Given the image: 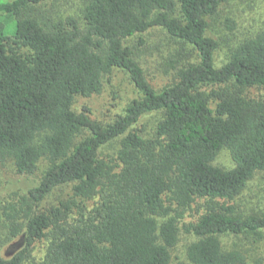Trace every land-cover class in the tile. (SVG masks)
I'll list each match as a JSON object with an SVG mask.
<instances>
[{
  "label": "trees",
  "instance_id": "1",
  "mask_svg": "<svg viewBox=\"0 0 264 264\" xmlns=\"http://www.w3.org/2000/svg\"><path fill=\"white\" fill-rule=\"evenodd\" d=\"M46 1L0 2V163L39 180L4 213L23 246L0 264H28L43 240L31 264H173L182 233L193 240L177 264H249L221 237L264 238V215L225 204L264 172V97L254 93L264 89V29L218 65L209 20L231 0H84L82 22L34 17ZM153 28L185 59L159 87L125 43ZM114 70L138 94L123 114L104 124L75 111ZM223 149L234 168L213 164ZM68 186L69 198L43 206ZM202 201L205 212L182 223Z\"/></svg>",
  "mask_w": 264,
  "mask_h": 264
},
{
  "label": "rangeland",
  "instance_id": "2",
  "mask_svg": "<svg viewBox=\"0 0 264 264\" xmlns=\"http://www.w3.org/2000/svg\"><path fill=\"white\" fill-rule=\"evenodd\" d=\"M10 0H0L7 2ZM84 0H47L39 7L31 8L34 17L53 16L56 19L74 17L82 22L81 10ZM29 10V12H30ZM209 35L219 43L216 53V62L221 65L228 59L234 48L244 40L253 37L264 29V0H231L221 6L219 12L210 18ZM135 52V57L143 66L157 87L160 83L169 79L168 75L173 72L179 62L185 59L178 54L177 43L161 28H153L146 33L138 34L125 42ZM255 95L264 97V89L256 90ZM137 91L129 77L120 70L106 76L103 81L102 92L91 97L78 96L75 100L74 109L81 112L89 109L93 119L104 124L112 122L118 115L123 114L128 104L137 96ZM155 119H146L149 131L153 130ZM146 125V124H145ZM118 150V144L109 145L105 154L114 158ZM215 166L224 169H232L235 164L229 150L223 149L214 160ZM45 163H41V174ZM35 176L28 177L19 175L12 161L0 163V255L8 257L18 251L23 245L18 239H10L8 235V217L4 213H11L13 205L19 207L23 198L30 188L38 183ZM264 172L259 173L249 183L241 196L232 202L225 204L235 205L244 215H264ZM71 186L58 189L52 193L43 206H52L61 200L69 198ZM95 203V201H94ZM205 201L199 202L185 213L182 223L194 221L206 209ZM90 207L92 204L89 205ZM179 244L172 250L173 264L185 258V250L193 240L187 234L182 233ZM226 250H240L245 253L249 264H264V238L247 235H226L221 237ZM48 246V241L43 240L34 246L32 261L43 260Z\"/></svg>",
  "mask_w": 264,
  "mask_h": 264
}]
</instances>
